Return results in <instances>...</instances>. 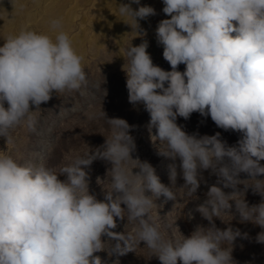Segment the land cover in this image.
<instances>
[{
	"label": "clouds",
	"instance_id": "9594fccd",
	"mask_svg": "<svg viewBox=\"0 0 264 264\" xmlns=\"http://www.w3.org/2000/svg\"><path fill=\"white\" fill-rule=\"evenodd\" d=\"M132 4L140 5V0L121 4L118 10L134 21L137 30L139 20L156 12L147 5L133 9ZM163 4L162 11L170 18L158 23L156 39L172 70L153 64L147 41L131 46L125 71L128 99L144 105L150 114L148 127L166 142V150L159 154L172 161L179 158L188 195L197 192L203 170L218 178L196 208L209 226L197 227L175 242L163 239L149 215L151 197L176 200L172 187L177 165H169L172 187L161 183L150 163L132 158L133 126L122 118H105L111 139L102 149L77 156L59 173L0 156V264H102L94 254L105 250V236L115 241L110 254L118 256L134 251L142 241L161 264H236L232 249L223 245H232L240 231L231 226L222 230L214 222L221 213H231L230 201L241 222L264 229V199L249 206L245 198H233L249 188L264 198V179H258L264 176V0H163ZM51 27L60 29L61 22L52 20ZM83 60L62 30L54 38L26 28L8 35L0 46V137L10 143L17 126L33 129L35 113L54 91L78 90L86 84ZM180 64L186 66L183 72L177 70ZM194 112L210 116L225 131L240 133L236 145L228 146L220 133H186L177 117L187 120ZM96 159L112 165V191L105 192L103 200L89 193L86 169ZM130 159L138 162L134 178L122 166ZM241 173L256 183H243L247 180L239 178ZM61 175L66 179L60 180ZM125 212L139 224L134 235L113 231ZM257 242L264 243V231Z\"/></svg>",
	"mask_w": 264,
	"mask_h": 264
},
{
	"label": "rangeland",
	"instance_id": "374dc122",
	"mask_svg": "<svg viewBox=\"0 0 264 264\" xmlns=\"http://www.w3.org/2000/svg\"><path fill=\"white\" fill-rule=\"evenodd\" d=\"M38 14L33 19L26 16L32 12L34 3L32 0H22L20 3L21 16L18 25L10 22L7 11L3 8L0 13V46L10 34H17L20 29L26 28L38 33L48 34L53 38L58 31H64L73 42L76 52L83 56V67L86 74V84L78 90H64L53 92L52 98L41 104V111L35 113L33 129L26 125L17 126L12 130V142L6 143L4 137H0V156H11L18 164L23 166H41L59 173L61 167L69 164L77 156L87 152L102 149L106 139H111L112 128L106 119L122 118L133 126L130 135L133 136L136 149L131 154L133 159L150 163L161 183L172 187L169 180V165H177V180L172 187L175 193V201H167L163 196H152L153 206L149 215L159 225V231L163 239L173 242L190 236L197 227H208L209 222L196 211L199 204L207 198L209 187L216 184L217 177L211 170L201 172L200 187L193 196L188 195L184 186L182 172L179 167L180 160L172 161L159 154L166 150V142L159 140L154 128L148 127L150 114L143 104L133 105L129 102L126 88V73L130 60L127 49L138 46L149 40L152 29H156L158 23L170 17L163 13V0H140V5L133 4L135 9L139 6H151L156 14L144 19L145 24L135 30L132 26L124 42L117 43L110 31L103 32L98 24V3L100 0H44ZM78 6V7H77ZM52 20H59L61 28L53 30ZM102 20V19H101ZM234 35V34H233ZM147 52L150 54L153 64L165 71H171L170 64L163 58V46L157 42L149 45ZM185 65H178L177 70L183 72ZM7 107V105H5ZM33 110L35 108L33 107ZM105 113V116H104ZM106 118V119H105ZM176 123L182 126L188 134L198 133L200 136H212L220 133V137L228 146L236 145L240 139V133L221 129L215 125L211 117H202L198 112L191 114L185 120L177 117ZM264 165V161H261ZM130 176L137 169L138 162L128 160L122 165ZM111 163L96 159L86 169L88 171L89 193L97 199L103 200L105 192L112 191ZM65 180L66 176H59ZM241 180L249 177L241 173ZM264 179V176L258 177ZM245 184H255V180L244 181ZM240 190L244 185L238 186ZM231 193L232 189H223ZM146 195L151 196L150 192ZM234 199L245 200L249 206L258 205L262 199L249 188L245 193H239ZM233 204L231 213H221L219 218H214L216 226L226 229L231 226L239 230L241 236L237 237L233 244L225 243L223 247L232 249V258L236 264H264V243L257 242V235L264 231L252 222H241L239 214ZM126 208L125 205H121ZM139 230L137 221L129 220L128 213H124V219L117 218V227L114 232L135 234ZM105 242V250L95 253L101 258L102 264H161L157 253L148 248L144 242H140L125 255L110 254L114 240L108 237L102 238ZM178 264L181 262L178 261Z\"/></svg>",
	"mask_w": 264,
	"mask_h": 264
},
{
	"label": "water",
	"instance_id": "95a60500",
	"mask_svg": "<svg viewBox=\"0 0 264 264\" xmlns=\"http://www.w3.org/2000/svg\"><path fill=\"white\" fill-rule=\"evenodd\" d=\"M85 1H88V0H85ZM111 1H115L116 4L118 5V3H124L127 0H100L99 3H101V4H103V2L109 3ZM43 2H45V1L44 0H32V3H34V5L32 7L33 11L30 12L26 16V18H28V19L35 18V16L38 14L39 10L41 9ZM20 3H22V0H0V13L2 12V9L4 8L7 11L6 14L9 16L10 22L13 25H15V26L18 25V20L20 19V16H21L20 9H22V8H21ZM99 9H98V12L101 15L102 11L99 10ZM103 11H105V10H103ZM113 11H114L112 13L113 16L118 17L120 15V12H119L118 9H116V11L115 10H113ZM111 12H112V10H111ZM104 16H105V14H104ZM125 19H126L125 20L126 26H125V30H124L123 34H121V38H119L117 36H114V39H115V41L117 40L116 42L118 44L119 43L122 44L124 42V40L127 38L128 33L130 32L131 27L135 26L134 21H132L130 17H126ZM142 22H143V20H141V22L139 23V26H141V25L143 26ZM100 29H101V25H100ZM155 30L156 29L153 28L151 33H150V35H149V40L147 41L148 45L154 46L156 44V42H157L156 37H153V34L156 35V31ZM101 31L106 32V31H110V30L104 29V30H101ZM147 50H148V48H147Z\"/></svg>",
	"mask_w": 264,
	"mask_h": 264
},
{
	"label": "bare ground",
	"instance_id": "6f19581e",
	"mask_svg": "<svg viewBox=\"0 0 264 264\" xmlns=\"http://www.w3.org/2000/svg\"><path fill=\"white\" fill-rule=\"evenodd\" d=\"M128 3H130V0H127L124 3H118V5L116 4L115 1H111L109 3L103 2V4L99 3L98 7L100 9L99 8L98 9L102 11L101 12L102 14H101V16L98 17L99 18L98 24L101 25V30L108 29V30H110V33L113 36H117V37L121 38V34H123V32L125 30V26H126V22H125L126 16H122L120 14L118 17H116V16H113L112 13L114 12L113 10L116 11V9H118V6H120L121 4H128ZM131 6L133 7V9H135L133 4ZM103 10H105V11H103ZM111 10H112V12H111ZM104 14H105V16H104ZM138 22L140 23L141 20H139ZM142 23L144 25L145 21L143 20ZM153 37H156V35L153 34Z\"/></svg>",
	"mask_w": 264,
	"mask_h": 264
}]
</instances>
